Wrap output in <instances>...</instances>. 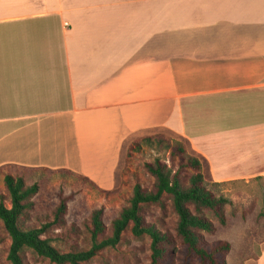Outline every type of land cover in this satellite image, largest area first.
I'll return each instance as SVG.
<instances>
[{"label": "crops", "instance_id": "1", "mask_svg": "<svg viewBox=\"0 0 264 264\" xmlns=\"http://www.w3.org/2000/svg\"><path fill=\"white\" fill-rule=\"evenodd\" d=\"M160 129L204 181L264 176V0H0V169L110 188Z\"/></svg>", "mask_w": 264, "mask_h": 264}, {"label": "rangeland", "instance_id": "2", "mask_svg": "<svg viewBox=\"0 0 264 264\" xmlns=\"http://www.w3.org/2000/svg\"><path fill=\"white\" fill-rule=\"evenodd\" d=\"M152 132L136 133L124 142L114 187L94 186L91 181H85L80 175L70 171L5 167L0 169V194L5 196L8 205L9 195L3 183L5 174L21 176L27 185L37 183L39 190L31 198L34 203L33 208L20 220L21 226L28 228L48 224L42 237H48L51 245L61 252L89 249L93 242L88 230L92 211L102 210L106 234L109 235L111 221L123 207L128 205L135 182H140L148 190L152 187L154 179L146 172L144 164L158 158L170 165L167 149L158 146L157 142L145 144L141 137L160 132L165 137L174 140L178 138L165 129ZM135 142H139V147L127 154L128 146ZM205 186L215 196L227 198L229 203L224 206L225 225H220L212 218L216 231L213 234L205 233L204 238L208 242L226 240L230 243V250L226 255L227 264H243V261L250 259H253L251 260L253 262L258 260L256 264H264V176L217 185L205 181ZM61 199H65L66 210L62 222L58 224L55 223L54 213ZM163 200V208L157 204L144 206L145 220L175 235L176 216L172 211L170 199L164 197ZM175 239L177 247L182 252L180 240L176 236ZM9 244V235L0 220V264H10L7 258ZM181 252L178 258L183 256ZM22 255L25 264H55L29 248H24ZM148 263L149 239L145 236L133 237L129 225L116 246L105 247L90 260L80 264ZM195 264L200 263L195 261ZM248 264L254 263L248 262Z\"/></svg>", "mask_w": 264, "mask_h": 264}, {"label": "trees", "instance_id": "3", "mask_svg": "<svg viewBox=\"0 0 264 264\" xmlns=\"http://www.w3.org/2000/svg\"><path fill=\"white\" fill-rule=\"evenodd\" d=\"M141 140L148 145L157 142L158 146L167 149L171 163L169 165L157 158L144 164L146 172L154 179L152 187L148 190L140 182H135L128 205L111 221L109 235L106 234L102 210L92 211L88 230L93 242L86 250L59 251L51 245L48 237H42L48 224L22 227L20 220L33 208L31 198L38 192L39 186L37 183L25 184L21 176L5 174L3 183L9 201L7 205V199L0 194V220L10 238L7 251L10 264H25L22 255L24 248L31 249L55 264H80L90 260L103 248L116 246L129 225L133 237L145 236L149 239L148 264H177L179 260V264H195V261L200 264H227L226 255L230 250V243L226 240L208 242L204 234L216 231L212 218L220 225H225L224 206L229 200L215 196L206 188L201 161L188 151L184 142L165 137L160 132L142 136ZM136 147H139V142L128 146L127 154L135 151ZM81 178L89 181L86 177ZM91 184L94 185L92 182ZM164 197L170 199L176 216L175 235L146 221L143 214L146 205L157 204L163 208ZM65 210V199H61L55 209V223L62 222ZM175 236L180 240L182 252L177 247ZM179 252L183 254L180 259Z\"/></svg>", "mask_w": 264, "mask_h": 264}]
</instances>
